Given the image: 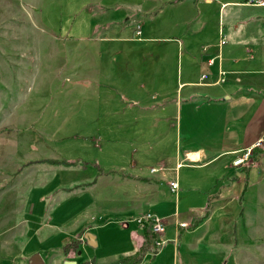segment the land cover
I'll use <instances>...</instances> for the list:
<instances>
[{"label": "rangeland", "instance_id": "374dc122", "mask_svg": "<svg viewBox=\"0 0 264 264\" xmlns=\"http://www.w3.org/2000/svg\"><path fill=\"white\" fill-rule=\"evenodd\" d=\"M218 9V3L207 6L203 0H0V264H28L34 253L44 264H124L141 248L134 264H264V157L243 170L227 168L231 157L209 166L185 162V148L218 144L225 110H210L212 101L203 103L201 95L195 98L198 110L191 102L176 112L171 102L164 109H142L150 86L130 83L132 74L158 72L163 98L174 99L167 90L187 70L197 79L198 65L186 61L188 51L200 40H213L220 22L227 40L235 23L243 40L263 41L262 12L233 4ZM246 13L260 17L247 34L241 23ZM137 25L141 38L172 43L99 42L136 39ZM128 56L126 64L122 58ZM94 70L93 78H79ZM104 72L112 75L109 82ZM184 120L195 125L186 140ZM252 149L237 167L253 163ZM175 151L183 163L177 195L167 186L175 177L172 160H164L163 172L149 171L161 169L160 155ZM140 178L153 180L157 190H148ZM209 201L218 212L208 230H184L173 241L176 219L202 216ZM137 213L165 221L164 232L147 238L134 221ZM196 238L202 240L192 250L188 244ZM71 239L81 242L67 256L62 246Z\"/></svg>", "mask_w": 264, "mask_h": 264}, {"label": "crops", "instance_id": "0c3cea01", "mask_svg": "<svg viewBox=\"0 0 264 264\" xmlns=\"http://www.w3.org/2000/svg\"><path fill=\"white\" fill-rule=\"evenodd\" d=\"M252 1L253 2L246 0L245 3H242L238 1H227V0L226 1L203 0V3L204 5L207 6H210L213 3H218L219 11H221L222 8L226 7L227 5L233 4L236 7L239 6V7L247 8L250 11L256 10L264 14V0H257V1L252 0ZM160 11L161 9L159 10V12ZM159 12L157 13V15L159 14ZM250 15H251L250 13H246L243 18L245 21H241V23L244 24L243 31L245 34L249 33L251 29H254L258 26L255 21L252 23L250 22L260 17L258 15H251V16ZM193 19L195 18L193 17ZM234 28H235L234 35L230 40H227L225 38L226 37L225 28L223 27V24L220 22V24L217 27L216 37L213 40H210L208 42H205V40H200V43L196 46V49L194 47L190 48V50L187 53L186 61L191 63L194 60L195 63L198 65L196 69L197 79L191 77L189 70H187L185 72L184 80L180 81L179 83H176L174 85L175 87L171 86V88L167 90L168 93L175 96L174 99L169 100V97H167L166 99L163 98V96H165V88L163 83L158 81L160 75L158 72L132 74L130 78V83L131 80L139 81V84L135 87L144 88L145 86H150L149 97L146 98L147 96H144L143 98H141L142 100H144L142 101L143 103L141 107L142 109L155 108L159 110L160 107L164 109L165 108L164 105L166 103L171 102L172 103L171 105L172 107H175V112H176L177 108L183 106L182 102H186V103L191 102L192 107L194 106L198 110L199 107L197 106L198 104H200V101H196L195 98L201 95L202 96L201 101L203 103L207 102L208 100L212 101L208 103L209 105L208 107L210 108V110H214V111L220 109L225 110V114L223 115L225 119H224V123L222 124L221 140H219L218 144L212 143L207 145L205 143V145L199 146L196 149H191L190 147L185 148L183 151V160L187 163L197 164L201 166H209L213 163L214 160H221V163L226 164L227 163L226 158L231 157V159H229L230 162L226 164L227 168L232 167L235 169L243 170V169H247L251 165L257 166L258 165L257 160L260 158L262 159L264 157V149L253 148V145L256 142V140L264 136V39L263 41L243 40L241 38V36H244L242 30H240L238 28V25L235 23H234ZM240 31L243 34L241 36L238 33ZM137 36L138 38L136 39H131V40L128 39L124 41L114 40V38H110V37H103L102 39H99V42L103 44H107L108 47H113L123 42L130 43L131 46L133 45L132 47H142L147 43H153V42L169 43V44L172 43V42H167L166 40L168 39L166 37L158 38L157 36H155V38H141L142 29H140V34ZM222 38L226 39V43L224 45H220V39ZM189 43H191V41H189ZM181 45L182 48H184L185 46L184 41L182 42ZM152 54H154L155 56L153 58H156L157 60L161 59V57L158 54L156 55V51H154V53ZM131 58L132 56H128L127 58H122V59L125 60L124 62L127 64V62H129ZM199 70H201V72L198 75ZM220 71L225 72L224 81L220 83H216V81H218L219 79ZM95 73L96 71L94 70V72L91 75L89 73H86L79 75V78L81 79L93 78ZM118 74H119L118 79L122 80L120 81L121 83L120 85L122 84L125 85L126 80L122 72H119ZM103 75H104L103 78L101 77V75H99L98 77H101L103 80H107L105 82H109L108 80L112 78V75L110 73L104 72ZM144 79H149L147 84L140 81ZM234 84L237 85L236 88L231 87V85ZM124 85L121 88H123ZM145 92L143 94H145ZM182 92H184L183 100H180V97L178 99V96L181 95ZM140 97H142V95L138 96L137 98H139L140 100ZM159 98L162 99L160 100ZM193 100L194 102H192ZM84 105L85 104L83 103L81 108H83ZM223 116H220L221 122ZM179 121L180 119L177 120V124L175 126L177 128ZM192 122L184 120L182 123V126L184 127L183 130L184 140H186L187 138L191 137V135L194 134L193 132H189ZM193 126L195 125H192V131H193ZM175 135H176V131H175ZM250 148H253L252 153L249 156L251 157L253 163L241 167L232 166V161L235 158L242 156L244 152ZM158 158L161 160L160 161L161 167L159 166L161 169H159L156 172H151L150 170L155 167L150 168L149 171L150 173H152V176L156 175L160 171L163 172L162 169L165 168V166H167L164 163V160H172L174 164L173 168L175 169V177L167 181V186H168V182L173 180H177L179 184V181L177 179V170L179 169L180 165H183V163H182V159H180V157H178V154H176V151L175 153L172 152L169 155L168 153L166 155H162V156L160 155ZM103 181L105 183L107 181H110V176L103 175ZM140 182L143 185L148 184V186L150 187L148 188V190H157V188L152 185L153 183H155L153 180L140 178ZM179 189H180V184H179ZM146 190L147 189H145V191ZM233 198L237 199L235 196H232V199ZM143 199H145L144 195L142 201ZM142 204L144 203L142 202ZM207 204L210 205V209L208 210V215L204 216V213L206 212L205 208ZM207 204L204 207L205 211L202 216L199 217L194 216L192 219L190 216H186L182 220H178V222L176 219L175 221L176 225L180 222H183V223H187L189 226L188 228L180 227L177 228V230L175 226L176 233L173 241L176 240V234H177L178 242H179L180 238L182 239V236L185 232L184 230H187V232L189 231V233H195L203 225H206L207 228V224L213 220V218L216 216L215 213L218 212L215 211L216 208L213 210L210 201ZM126 210L128 209L123 208L120 211H126ZM142 214L144 213L141 214L137 213V216ZM196 222H200V223H197L198 224L197 226L192 227L193 224H195ZM140 229H142L144 233H146L147 231L146 228H140ZM206 230H208V228ZM180 231L181 233H179ZM206 233H207L206 231L203 232L202 238L206 236ZM201 240H202L201 238L190 239L188 245L192 250L198 249L197 245L200 243ZM211 243L213 244L212 241ZM142 250L143 249L141 248V250H138L137 252L139 253ZM137 252L135 253L137 254Z\"/></svg>", "mask_w": 264, "mask_h": 264}, {"label": "built area", "instance_id": "2783aa9c", "mask_svg": "<svg viewBox=\"0 0 264 264\" xmlns=\"http://www.w3.org/2000/svg\"><path fill=\"white\" fill-rule=\"evenodd\" d=\"M212 1V0H209ZM135 34L139 35L140 34V26H137L135 29ZM226 43V39L222 38L220 39V45H224ZM224 75L225 72L224 71H220L219 72V79L218 81H216V83H220L224 81ZM205 77V76H203ZM254 149H264V137L258 138L256 140V142L253 145ZM252 148L247 149V153L244 154L242 157H238L236 159L233 160L232 165L233 166H239L242 163H244L248 157V154L250 152ZM251 155V154H250ZM249 163H246V165ZM159 169H155L152 168L150 171L151 172H156ZM168 186L170 191L177 195L178 190H179V184L177 182V180H173V181H169L168 182ZM134 221L136 222V224L140 227V228H149V230L151 231L152 234H161L164 232V221L152 214H142V215H138L137 217H135ZM123 224L128 225V221H124ZM178 227H187L186 223L180 222L177 224ZM117 264H121L120 262Z\"/></svg>", "mask_w": 264, "mask_h": 264}, {"label": "trees", "instance_id": "16d2710c", "mask_svg": "<svg viewBox=\"0 0 264 264\" xmlns=\"http://www.w3.org/2000/svg\"><path fill=\"white\" fill-rule=\"evenodd\" d=\"M48 163L51 165V164H54V163H57V162H54L53 160H49ZM63 164H66V162H64ZM86 164H82V168L85 167ZM95 166H97L96 164H94ZM56 166V165H54ZM63 167H70V165H64ZM100 176V174L98 173L97 176H95V180H96V177ZM206 212L204 213V216H207L208 215V210L210 209V205L207 204L206 206ZM197 223H200V222H196L195 224H193L192 227L194 226H197L198 224ZM147 231H146V236L147 238L152 234L151 232H149V229L146 228ZM80 242L81 240L80 239H71L69 242H67L66 244H64L62 246V253L64 255H67L69 256V254H71L72 252L74 251H77V249L79 248V245H80ZM138 253V252H137ZM135 254H132V255H129V256H126L124 259H122V263L124 264H134V261H135ZM78 264H91V262L89 261H84V262H81V263H78Z\"/></svg>", "mask_w": 264, "mask_h": 264}, {"label": "water", "instance_id": "95a60500", "mask_svg": "<svg viewBox=\"0 0 264 264\" xmlns=\"http://www.w3.org/2000/svg\"><path fill=\"white\" fill-rule=\"evenodd\" d=\"M87 237L91 240V241H93L94 242V239H93V237L91 236V235H87ZM80 252H78V254H79ZM45 262H44V260H43V258L40 256V254H38V253H34V254H32L30 257H29V259H28V264H44ZM63 264H77V262L76 261H74V260H66V261H64V263Z\"/></svg>", "mask_w": 264, "mask_h": 264}, {"label": "bare ground", "instance_id": "6f19581e", "mask_svg": "<svg viewBox=\"0 0 264 264\" xmlns=\"http://www.w3.org/2000/svg\"><path fill=\"white\" fill-rule=\"evenodd\" d=\"M193 159V158H192ZM136 223V222H135ZM159 243V242H158ZM156 244V243H155Z\"/></svg>", "mask_w": 264, "mask_h": 264}]
</instances>
